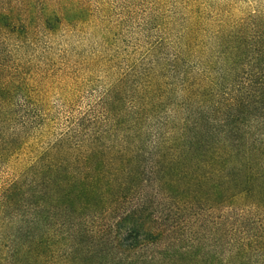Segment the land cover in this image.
<instances>
[{"label":"trees","instance_id":"1","mask_svg":"<svg viewBox=\"0 0 264 264\" xmlns=\"http://www.w3.org/2000/svg\"><path fill=\"white\" fill-rule=\"evenodd\" d=\"M77 1L0 0V264H264V40L62 75L33 53ZM82 68L104 89L50 139Z\"/></svg>","mask_w":264,"mask_h":264},{"label":"rangeland","instance_id":"2","mask_svg":"<svg viewBox=\"0 0 264 264\" xmlns=\"http://www.w3.org/2000/svg\"><path fill=\"white\" fill-rule=\"evenodd\" d=\"M77 2L80 10L85 8L80 21L55 37L41 34L33 53L39 58L46 55L48 67L57 73L62 70V75L76 72L78 62H87L101 52L118 56L116 64L123 67L127 54L173 52L179 39H190L192 50L208 54L236 47L252 50L257 48L258 41L264 40V0ZM83 68L78 73L81 79L77 81L81 85L70 106H65L58 89H50V106L55 119L50 139L63 132L69 117L84 113L104 89L102 70L93 71L94 79L89 84L88 74L92 73ZM73 77H68L69 82ZM7 176L5 174L3 180Z\"/></svg>","mask_w":264,"mask_h":264}]
</instances>
